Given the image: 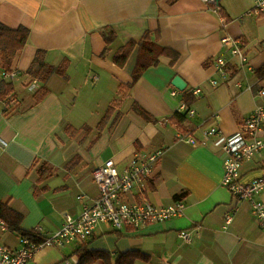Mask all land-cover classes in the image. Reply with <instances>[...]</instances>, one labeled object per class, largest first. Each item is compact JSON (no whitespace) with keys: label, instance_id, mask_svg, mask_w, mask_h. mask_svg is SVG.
Returning a JSON list of instances; mask_svg holds the SVG:
<instances>
[{"label":"crops","instance_id":"0c3cea01","mask_svg":"<svg viewBox=\"0 0 264 264\" xmlns=\"http://www.w3.org/2000/svg\"><path fill=\"white\" fill-rule=\"evenodd\" d=\"M219 5L225 24L202 0H0V23L30 30L14 64L17 76L6 79L0 69V83L14 86L8 99H0V139L7 143L0 146V202L24 216L23 230L55 234L65 214H81L80 194L98 196L96 167L111 158L129 159L136 150H163L145 198L169 206L175 195L186 193L180 200L186 205L183 216L143 229L100 227L86 240L89 248L113 254L136 250L149 257L137 264H264V230L251 204L222 186L219 148L179 139L184 133L171 121L183 114L184 94L198 88L191 106L195 115L183 123L185 135L198 142L212 127L233 135L264 106L259 94L264 78L257 74L264 65V16L253 14L254 0H220ZM105 28L117 35L108 48L101 34ZM147 31H159L160 44L180 58L173 67L162 58L129 90L138 51L123 68L113 56ZM225 37L238 42L246 63L223 44ZM38 50L46 51L50 65L69 61L67 76L48 80L49 95L42 102L35 94L44 84L28 74ZM219 57L230 70L226 80L215 67ZM178 76L186 83L183 91L173 85ZM212 80L222 84L214 88ZM135 103L157 122L144 120ZM109 108L115 116L100 134L97 125ZM69 126L80 132L71 136ZM242 174L246 181L264 176V154L245 163ZM260 199L264 202V191ZM183 230H200L201 236L186 244L178 236ZM0 243L19 249L20 235L0 231ZM79 245L47 247L29 264H77L78 257H71Z\"/></svg>","mask_w":264,"mask_h":264},{"label":"built area","instance_id":"2783aa9c","mask_svg":"<svg viewBox=\"0 0 264 264\" xmlns=\"http://www.w3.org/2000/svg\"><path fill=\"white\" fill-rule=\"evenodd\" d=\"M209 9L219 15L221 23H227L222 15L218 0H202ZM253 14L264 16V0H254ZM223 44L231 49V53L246 63L247 58L238 42L231 37H225ZM215 67L221 77H230V70L223 57L216 60ZM17 73H3V77L14 78ZM36 80L34 84L36 85ZM222 82L212 80L214 88ZM236 88L242 89L241 83ZM201 89L193 91L194 95ZM264 96V91L259 92ZM180 111L189 116L195 115V110L183 103ZM179 139L193 145L207 146L209 143L219 148L223 155L224 176L222 186L233 196L251 204L253 216L264 230V202L260 195L264 191V176L246 181L242 174V166L264 154V106H259L242 124L240 129L231 136H225L218 128L212 127L203 131L202 140L198 142L182 133ZM7 143L0 139V146ZM164 151L143 152L136 150L129 159L118 161L111 158L93 171V180L98 189L94 199L86 194H80L77 200L82 205L78 216L65 214L64 223L55 234L43 237V229L36 228L35 233L41 237V242L20 237L21 247L13 249L0 243V264H29L35 255L47 247L63 248L76 242H84L91 238L100 227L121 231L124 228L143 229L153 224H162L183 216L186 205L183 201H175L169 206H157L145 198L149 181L154 175L155 166L163 157ZM0 231L6 232L5 222L0 218ZM186 244H191L195 237L201 236L198 230L195 234L188 230L178 233Z\"/></svg>","mask_w":264,"mask_h":264},{"label":"trees","instance_id":"16d2710c","mask_svg":"<svg viewBox=\"0 0 264 264\" xmlns=\"http://www.w3.org/2000/svg\"><path fill=\"white\" fill-rule=\"evenodd\" d=\"M107 48L110 47L116 40V33L111 28H105L101 32ZM30 39V30L25 27L17 29L10 28L0 23V69L3 73H12L17 56L28 45ZM137 49L136 66L132 72L133 81L126 85L129 90H132L135 83L142 75L150 68L157 67L162 58H167L170 61V66H175L180 55L175 50L166 48L160 44L159 31H147L142 38L136 41H130L124 46H121L113 56V62L120 68L125 67L129 58ZM104 56V53L103 55ZM69 61L66 60L60 66H53L46 62V51L38 50L35 60L33 61L28 74L33 78L43 83L44 86L35 94L37 102H42L48 95L49 90L46 87L48 80L53 75L61 77L67 76ZM257 74L264 78V65L257 70ZM14 93V86L10 82L2 81L0 83V99H6ZM13 97H11L12 99ZM8 99V98H7ZM183 102L191 107L196 98L193 93L186 92L183 96ZM134 109L142 118L148 122H157L156 118L149 114L137 103L134 104ZM115 116V109L109 108L97 125V130L101 134ZM185 114H175L171 121L179 126L180 131L185 134L188 132L183 126L186 121ZM67 132L71 136H76L80 130L72 126L67 128ZM186 193L175 195V200L180 201ZM37 196V195H36ZM0 218L5 222L7 231L17 233L22 238L41 242V237L35 231H25L21 228L24 216L11 209L7 203L0 202ZM91 242H81L78 248L73 253L78 257L77 264H137L138 261H149V257L139 251H128L124 253H111L106 250H92L89 248Z\"/></svg>","mask_w":264,"mask_h":264},{"label":"water","instance_id":"95a60500","mask_svg":"<svg viewBox=\"0 0 264 264\" xmlns=\"http://www.w3.org/2000/svg\"><path fill=\"white\" fill-rule=\"evenodd\" d=\"M220 0H218L219 2ZM173 85L180 91H183L185 90L186 88V83L184 82V80L181 78V77H176L174 80H173Z\"/></svg>","mask_w":264,"mask_h":264},{"label":"rangeland","instance_id":"374dc122","mask_svg":"<svg viewBox=\"0 0 264 264\" xmlns=\"http://www.w3.org/2000/svg\"><path fill=\"white\" fill-rule=\"evenodd\" d=\"M96 186V185H95ZM95 186H93V190H94V193H95V195H98L99 194V192H98V189H97V187H95ZM68 249H66V250H69L70 248H74L73 246H66ZM65 247V248H66ZM64 248V247H63ZM71 259L74 261V260H76V256H73V257H71ZM98 264H101V263H98Z\"/></svg>","mask_w":264,"mask_h":264}]
</instances>
